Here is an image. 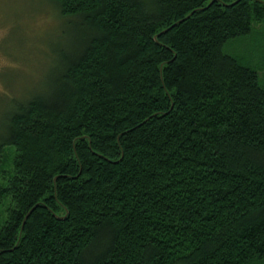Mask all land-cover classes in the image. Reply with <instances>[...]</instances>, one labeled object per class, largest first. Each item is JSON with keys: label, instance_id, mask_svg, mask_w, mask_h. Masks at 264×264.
Returning a JSON list of instances; mask_svg holds the SVG:
<instances>
[{"label": "trees", "instance_id": "16d2710c", "mask_svg": "<svg viewBox=\"0 0 264 264\" xmlns=\"http://www.w3.org/2000/svg\"><path fill=\"white\" fill-rule=\"evenodd\" d=\"M50 1L73 37L0 134V264H264V85L225 51L264 0Z\"/></svg>", "mask_w": 264, "mask_h": 264}, {"label": "rangeland", "instance_id": "374dc122", "mask_svg": "<svg viewBox=\"0 0 264 264\" xmlns=\"http://www.w3.org/2000/svg\"><path fill=\"white\" fill-rule=\"evenodd\" d=\"M72 37V26L50 0H0V134L13 103L50 83L61 49L69 47ZM225 51L254 64L264 85V20Z\"/></svg>", "mask_w": 264, "mask_h": 264}, {"label": "water", "instance_id": "95a60500", "mask_svg": "<svg viewBox=\"0 0 264 264\" xmlns=\"http://www.w3.org/2000/svg\"><path fill=\"white\" fill-rule=\"evenodd\" d=\"M56 180H57V177L55 178V181H56ZM28 216H29V214L26 216L25 221H26V219L28 218ZM25 221H24V222H25Z\"/></svg>", "mask_w": 264, "mask_h": 264}]
</instances>
